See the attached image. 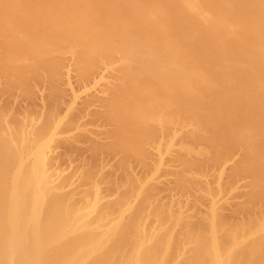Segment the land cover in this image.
Returning a JSON list of instances; mask_svg holds the SVG:
<instances>
[{
    "label": "bare ground",
    "instance_id": "6f19581e",
    "mask_svg": "<svg viewBox=\"0 0 264 264\" xmlns=\"http://www.w3.org/2000/svg\"><path fill=\"white\" fill-rule=\"evenodd\" d=\"M67 59L80 92L101 86L62 113ZM0 84V264H264V0H0ZM16 91L21 112L7 106ZM85 132L93 156H119L111 198L96 165L77 180L56 165L57 145ZM151 147L154 171L135 176ZM170 152L174 183H196L195 206L210 197L199 216L154 190ZM206 164L221 165L215 187Z\"/></svg>",
    "mask_w": 264,
    "mask_h": 264
},
{
    "label": "rangeland",
    "instance_id": "374dc122",
    "mask_svg": "<svg viewBox=\"0 0 264 264\" xmlns=\"http://www.w3.org/2000/svg\"><path fill=\"white\" fill-rule=\"evenodd\" d=\"M75 70V68H74V65L72 64V62L70 61V60H66V62H65V70H63L64 71V74H62V81H61V84H60V86H59V88H61V90H60V95H62L63 94V96L61 97V99H62V103L63 104H61L62 106H61V111H62V113H64L65 111L64 110H66V108H67V104H69L70 102H71V100H72V98H73V96L75 95V93H79L80 91H82L81 89L84 87V84H85V82H84V84H83V82L82 81H80L79 80V77H77V73H76V71H74ZM68 72H69V74H68ZM93 78H94V75L93 76H91V78H90V81H88V82H91L92 80H93ZM45 81V82H44ZM41 82H42V84H41ZM31 88H30V86H29V91H32V94L33 95H31V92H30V96H32L31 98H32V100H30V102L31 103H33L34 105H35V107H36V105H38V107H40V103L44 100L45 101V98H46V102H48V92H49V90H50V88H49V90L47 89L48 87H49V82H47L45 79H43V80H41V81H38V82H33V81H31ZM39 83V84H38ZM87 83V82H86ZM46 84H47V86L48 87H45L46 86ZM38 85H40V86H38ZM1 86H2V84H0V88H1ZM36 86H37V88H36ZM100 86L101 85H96L95 86V88H93V89H91V91L90 92H92L93 94H95V93H97V90L96 89H98V88H100ZM97 87V88H96ZM43 88V89H42ZM31 89V90H30ZM34 89H35V91H34ZM63 89V90H62ZM47 90H48V92H47ZM76 90V91H75ZM80 90V91H79ZM89 91H88V93H89ZM35 92V93H34ZM87 92H85V94H84V92H80L79 94H80V96H79V98H77V102H76V104L75 105H77L78 103V105L77 106H80L81 107V105L83 104L82 102L86 99V98H88V97H90V95L88 94ZM35 94H36V96H35ZM1 95V94H0ZM8 95V94H7ZM65 95V96H64ZM11 96V98L10 97H8V96H6L5 95V97H7V102H8V105L7 106H10V105H12V103L14 104V108H16L17 110H19V112H21L22 111V109L24 108V105L26 104V102H27V100L25 99V95H22V93L21 92H15V93H13L12 95H10ZM43 96V97H42ZM1 98H4L2 95H1ZM9 98H10V100H11V103H10V101H9ZM19 100H18V99ZM18 100V101H17ZM7 104V103H6ZM81 104V105H80ZM33 106V105H32ZM34 107V106H33ZM89 127L90 128H93V129H96L97 131H98V127L97 126H95V125H91V124H89ZM92 134L93 133H87V132H85L84 133V135H82V137L79 139V141H75V143H74V146H68L67 144L65 145V144H60V145H57L58 147L57 148H59V149H57L56 148V152L54 153L53 151H55V150H53L52 152L54 153L53 155H54V157L56 158V165L59 167V168H61L62 170H64V172L66 173V174H69V175H71L72 174V176L74 177L73 179L75 180H77L78 178H77V175H79V173H80V171L83 169V170H85V168H88V167H84V164L85 165H87L88 164V166L90 165V162L92 163L91 165H92V167H93V165H96L95 167V169H97V175H99V176H97L96 175V178H99V177H101L100 179H97L98 180V183L100 184V187H101V190L103 191L104 190V195L105 194H107L108 196L107 197H110L111 198V196H113V195H115L116 194V191H119V189L117 190V188L119 187V180H121V177H122V174L121 173H123L124 174V170H119L118 168H120V166L119 165H117V167H116V164L118 163L117 162V160L119 159L118 157V155L117 154H115V153H112V152H109V151H106V150H103V151H101L100 153H98L97 155H95V156H93V154H92V150H91V138L90 137H92ZM87 135H90V137L89 136H87ZM97 135H99L100 136V138H101V141L103 140V141H105L106 140V136H105V134H97ZM96 135V137L97 138H99V136H97ZM93 136H95V134H93ZM102 136V137H101ZM90 138V139H89ZM99 138V139H100ZM162 138H164L165 139V137L163 136ZM158 139H160V136L158 137ZM90 140V141H89ZM164 142V141H163ZM80 143V144H79ZM76 144H77V146H76ZM79 144V145H78ZM61 145H63V146H61ZM66 146V147H65ZM69 149H68V148ZM77 147V148H76ZM81 147V148H80ZM152 148V147H151ZM68 151H67V150ZM63 150V151H62ZM65 150V151H64ZM71 150V151H70ZM153 150V151H152ZM152 150L150 149V153L146 156L147 158H149V159H146V157H145V159H146V161L144 160L143 162H146V163H143L142 165H140V162H138V161H131L130 162V166H131V168H133V171H132V169H131V171H132V173L133 172H135L134 173V175L135 176H139L140 178L141 177H143L144 178V176H146L145 178H147L151 173H152V171H154V168H153V165L154 166H156L155 165V162H154V164H153V161H155L156 160V158H157V152H155V149H153L152 148ZM62 151V152H61ZM172 151V150H171ZM65 152V153H64ZM66 152H67V154H66ZM69 152V153H68ZM56 153H61L60 154V156L61 157H59L58 158V154H56ZM62 154H63V157H62ZM167 154V153H166ZM166 154H164V163L167 165V167H172V168H167V167H165L166 165L165 164H163L162 165V167L164 166V168H162L160 171L158 170V172L159 173H157V175H159L158 177H157V179H158V183L156 182V186H154V190L155 191H157V196L160 198V200H162L163 201V199H164V201L165 202H168V201H171V200H174L175 201V204H177V206H175V208L176 207H178V203H180V204H182V205H184L185 206V208H186V210L188 209L190 212H192V211H194V213L195 212H197V211H195V210H198V212H199V214H200V212L201 211H203L204 210V208H206L207 207V205L209 204V202H210V197H209V195L208 196H205L206 194H204V193H202L203 194V196L202 195H199V194H197L199 197H200V200L197 202V205L195 206V204H196V201H195V192L193 191V190H195V184L196 183H194V187L192 188V186H190L189 188H188V190H182L181 188H179L175 183H174V181H173V179H174V175H172L171 173H172V171H170V170H173V169H175V171H176V168H177V166H176V163H175V161L173 160L174 159V156H173V152H170L169 154H167V155H169V156H167ZM235 154V155H234ZM233 155H232V157L230 158V160H232L230 163L228 162V164H226V166H224L225 167V169H224V174H223V176H225V179H223V176H222V180H221V184L223 183V184H225V185H223L222 184V187H223V189L225 190V192L229 189L228 187H231V185L229 184V182H230V177H228V175L230 174L229 172V168H230V165L231 164H233V162L234 161H236V159H237V157H239L238 155H240V153L239 152H235ZM152 155H154V156H152ZM57 156V157H56ZM152 156V157H151ZM233 156H235V157H233ZM66 157H67V159H66ZM72 157V158H71ZM151 157V158H150ZM58 158V159H57ZM83 158V159H82ZM87 158V159H86ZM154 158V159H153ZM63 159V161H61V160ZM85 159V160H84ZM89 159V160H88ZM150 159H151V161H150ZM72 160V161H71ZM58 161V162H57ZM60 161V162H59ZM87 161V162H86ZM119 161V160H118ZM66 162V163H65ZM72 162V163H71ZM79 162V163H78ZM63 163V164H62ZM82 163V164H81ZM139 163V164H138ZM168 163V164H167ZM71 164V165H70ZM100 164V165H99ZM101 164H103V166L101 165ZM119 164V163H118ZM148 164V165H147ZM151 164V165H150ZM70 165V166H69ZM79 165H81V166H79ZM91 165L89 166V168H91L92 169V167H91ZM150 165V166H149ZM209 165H211V164H206V168H205V165L203 166L204 168H205V170L203 169V167L201 168V169H203L204 171H207V172H204L205 173V175H207V176H205L204 177V179L203 180H201L200 179V181L201 182H203L204 180L206 181V184H209V183H211V184H209V186H212V187H215V185H216V181H214V180H217V178H215V177H218L217 175H218V172L220 171V169H221V165L220 166H213L212 167V169H211V166H210V168L208 167ZM229 167H228V166ZM149 166V167H148ZM67 167V168H66ZM77 167H79V171L77 170ZM215 167H217V168H215ZM74 168H76L75 170H74ZM80 168H82V169H80ZM94 169V171L96 172V170ZM121 169V168H120ZM152 169V170H151ZM169 169V170H168ZM207 169V170H206ZM211 171H210V170ZM213 169L215 170V172H213ZM219 171H218V170ZM82 170V171H83ZM116 170V171H115ZM165 170V171H164ZM202 170V171H203ZM77 171V172H76ZM120 171V172H119ZM225 171H229V172H226L225 173ZM110 173V174H109ZM173 173H174V171H173ZM212 173H214L215 175V177L213 176V174ZM102 176H101V175ZM130 174H131V172H130ZM156 175V174H155ZM154 175V176H155ZM211 175V176H210ZM124 176V175H123ZM107 177V178H106ZM138 177V178H139ZM208 177V178H207ZM106 178V179H105ZM124 178V177H123ZM215 178V179H214ZM102 179L104 180L103 182L104 183H102L101 184V182H102ZM106 180H108V183H110V184H106L107 183V181ZM113 180H114V182H113ZM123 180V179H122ZM142 180V179H141ZM160 180V181H159ZM208 180H209V182H208ZM212 180V181H211ZM237 180H239V185L241 184V186L242 185H244L243 183H245V180L244 179H242V178H238V179H236L235 181H237ZM200 181H198L197 183H201ZM205 181L203 182L204 184H205ZM211 181V182H210ZM214 181V182H213ZM223 181V182H222ZM229 181V182H228ZM112 182V183H111ZM214 183H215V185H214ZM204 184H202L201 183V185L203 186ZM237 184H238V181H237ZM102 185H105V186H102ZM108 185V186H107ZM199 186H201L200 184H198ZM197 185V186H198ZM228 185H230V186H228ZM111 186H112V188H111ZM207 186V185H206ZM204 187V186H203ZM108 188V189H107ZM192 188V189H191ZM109 190V191H108ZM193 192V193H192ZM240 192V193H239ZM239 192H236V193H228V196H229V202H230V205H228V207L227 206H225V210H224V212H225V214H227V215H229V216H231V217H237L236 215H234L235 213H234V211L235 212H237L236 211V208L234 209V207H235V203L236 202H238V201H242L243 199H244V195H243V193L242 192H244L243 191V189H241V191H239ZM114 193V194H113ZM237 193H239V194H237ZM103 194V193H102ZM110 194V195H109ZM112 194V195H111ZM242 194V195H241ZM238 196V197H237ZM207 197H209V198H207ZM243 198V199H242ZM209 201V202H208ZM201 203V204H200ZM233 208V209H232ZM195 209V210H194ZM188 211V212H189ZM198 212L197 213H195V214H197V216H199L198 215ZM238 213V212H237ZM196 216V215H195ZM196 216V217H197ZM195 217V218H196Z\"/></svg>",
    "mask_w": 264,
    "mask_h": 264
}]
</instances>
